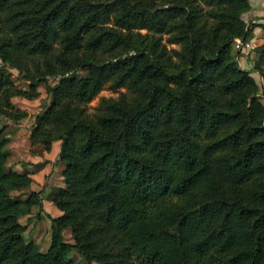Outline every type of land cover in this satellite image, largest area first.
<instances>
[{"label":"trees","instance_id":"1","mask_svg":"<svg viewBox=\"0 0 264 264\" xmlns=\"http://www.w3.org/2000/svg\"><path fill=\"white\" fill-rule=\"evenodd\" d=\"M248 7L0 0V264H78L72 247L101 264H264V104L231 46L247 34ZM257 23L253 67L264 78ZM38 81L49 100L30 141L47 150L56 139L63 162L44 249L22 235L18 217L39 189L9 193L30 176L6 165L2 132L3 117L25 114L10 96H35ZM104 83L124 89L88 111Z\"/></svg>","mask_w":264,"mask_h":264},{"label":"rangeland","instance_id":"2","mask_svg":"<svg viewBox=\"0 0 264 264\" xmlns=\"http://www.w3.org/2000/svg\"><path fill=\"white\" fill-rule=\"evenodd\" d=\"M142 30L143 28H140V31ZM164 36L165 33H161L160 40L164 42L166 47L178 46V43L164 40ZM234 42L235 39H232L231 46L236 50L235 55L238 62L242 66L249 68V74L256 84V92L264 104V78L253 67V59L256 56L253 46L260 41H251L250 46L242 48L235 46ZM7 68L11 72L16 85L26 86V81L17 75V70L14 67L8 66ZM85 72V68L82 67L74 71L76 75L84 74ZM36 88L38 92L33 97H25L18 94L10 96L13 105L24 109L25 114L18 118L3 117L2 132L6 135V146L8 148V155L5 160L6 165L17 170L26 171L30 176L27 184L10 188L9 193L13 196L23 197L30 189H39L40 201L31 204L18 217L24 223L22 235L25 238H32L37 242L39 248L44 249L49 241V214H55L60 211L52 202L51 196L55 188L63 184V178L60 173L63 162L56 157V139L51 141L47 150L39 142L30 141L29 131L32 126L33 115L40 111L49 100L42 81L36 83ZM122 89H124L123 86L114 89L104 83L87 101L86 109L91 111L100 95L114 96ZM22 207L24 206L22 205ZM62 235L65 239L72 241L68 226L62 229ZM67 254L78 264H101L95 260H86L73 247L68 249Z\"/></svg>","mask_w":264,"mask_h":264},{"label":"crops","instance_id":"3","mask_svg":"<svg viewBox=\"0 0 264 264\" xmlns=\"http://www.w3.org/2000/svg\"><path fill=\"white\" fill-rule=\"evenodd\" d=\"M248 3L249 7L241 13L248 25L245 37L250 42H259L262 40L263 30L257 22L264 20V0H248Z\"/></svg>","mask_w":264,"mask_h":264},{"label":"built area","instance_id":"4","mask_svg":"<svg viewBox=\"0 0 264 264\" xmlns=\"http://www.w3.org/2000/svg\"><path fill=\"white\" fill-rule=\"evenodd\" d=\"M233 39H235L234 45L239 48L250 46V41L246 37L234 36Z\"/></svg>","mask_w":264,"mask_h":264}]
</instances>
